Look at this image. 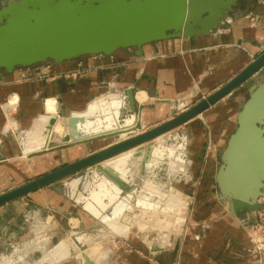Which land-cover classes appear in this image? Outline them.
Here are the masks:
<instances>
[{
  "label": "crops",
  "instance_id": "obj_1",
  "mask_svg": "<svg viewBox=\"0 0 264 264\" xmlns=\"http://www.w3.org/2000/svg\"><path fill=\"white\" fill-rule=\"evenodd\" d=\"M241 2L243 10L227 18L214 35L155 43L143 48L141 58H135L132 50L129 54L118 51L111 57H82L58 65L20 68L11 74H3L0 77V157L20 155L19 147L11 134L31 130L36 121L46 114L45 106L49 100L57 107L58 98L61 113L66 117L71 112L80 113L89 103L108 92L111 97L107 101L110 102L119 101V97L133 91L137 109L143 108L140 115L138 110L134 111L138 115L132 128L134 129L139 122L152 123L153 120L162 119L166 114L174 112V102L192 93L205 98L217 91L264 51L261 50L264 44V2ZM45 66H49L50 79L35 80V74ZM238 90L183 126L181 131L184 136L175 140L170 149L162 148L161 153L144 160L149 166L159 163L161 159L167 166L177 165L179 172L191 178L192 182L188 183L199 186L186 229L183 225L164 244H153L151 248L132 240L129 243L132 249H124L125 256L119 255L122 253L120 249L113 256V264H264L251 259L247 252L251 243L246 232V217L241 220L230 215L217 201L214 185L219 155L235 129L236 114L245 99L244 92L237 93ZM141 95L145 97L143 102L137 100ZM170 102L172 104L169 106ZM123 113L126 117L130 114L127 106ZM206 131L209 135L205 134ZM207 137L211 143L210 148L207 147ZM128 138H120L119 141ZM82 149L81 146L72 153L81 154ZM131 152L121 154L114 160ZM187 160L191 167L189 165L186 168ZM113 174L128 182L129 172L125 166H121ZM106 180L109 183L95 182L97 186L94 189L90 187L87 195L79 198L84 207L89 205L95 208L100 213L99 217L112 202L116 205L123 199L121 189ZM75 193H79L78 189ZM47 194L45 191L39 197L41 205L38 206V212L56 213L63 207L60 205L65 204L67 207L64 210L71 209L69 201L62 199L65 204H58L59 199L54 201ZM136 205H132L130 200L123 210L125 214L118 215L113 221L119 218L118 222H122L123 217L132 215L131 220L142 228L134 220V215L137 209L143 208ZM26 213L30 216L29 223L38 228L37 225H41L39 214ZM71 220L73 219H69ZM1 227L2 225L0 241H7L14 232H20L11 227V221ZM70 241L69 238V243ZM73 245L74 243L69 245V252L74 250ZM0 246H4V243H0ZM140 254H144L147 259L144 261Z\"/></svg>",
  "mask_w": 264,
  "mask_h": 264
},
{
  "label": "water",
  "instance_id": "obj_2",
  "mask_svg": "<svg viewBox=\"0 0 264 264\" xmlns=\"http://www.w3.org/2000/svg\"><path fill=\"white\" fill-rule=\"evenodd\" d=\"M239 4L240 0L1 1L0 77L20 68H33L45 64L58 65L89 56L111 57L118 51L129 54L132 50L135 58H141L143 48L155 43L210 37L227 18L235 14ZM237 89L245 91L247 96L236 114L235 129L220 153L219 164L214 174V184L217 191L216 198L220 205L225 207L233 217L243 220L245 216L253 214L260 208L258 200L264 198V51L233 79L195 105L191 106L194 100L174 102L176 110L190 107L164 123L159 124L161 119L153 120L148 124L139 122L128 134L130 137L126 140L103 148L99 147L85 155L82 151L81 155L70 163L7 187L0 192V207L87 171L92 178H95V175H105L123 192V199L95 220L103 223L107 219H115L123 214L125 204L129 203L127 199L133 197L137 186L121 182L108 168L104 167L103 163L151 142H155L152 149H162L168 134L176 131L172 140L177 139L181 134L177 130L200 117ZM98 99L107 101L103 97ZM118 100L121 102L119 116L122 115L126 106L130 112L127 118L140 115L143 108L137 109L133 91H128ZM56 102L58 104L56 117L48 121L45 132L50 131L60 118L58 116L62 112L60 100L57 98ZM91 103L81 112L86 111ZM168 104L170 106L172 102ZM136 110L139 111L138 115L134 114ZM119 116L116 122L121 125ZM94 118L93 120H103L105 115L97 112ZM125 119L122 120V124ZM61 120L66 133L62 139L51 141L47 149L24 150L22 143L30 130L19 133L17 140L20 154L29 158L53 152L70 151L73 154L71 150L79 145L86 147L87 144H93L94 146L95 143L116 137L120 140L121 135L117 131H105L95 135L88 133L77 138V127L84 126L86 122L93 120L76 117L74 113ZM153 123L155 127L144 131ZM136 132L138 134L134 135ZM160 137L162 138L157 142L156 140ZM152 149L147 148L144 152L142 155L144 160ZM134 156L140 157L141 153H132L130 162ZM143 166L149 165L144 162ZM75 181L77 184L73 186ZM75 181L53 188L64 201H69L71 204L70 210H64L65 206L62 205L63 207L56 213H49V216L58 218H60L59 212L62 213L61 221L65 229H68V219L83 220V216L87 214L82 203L77 199L87 195L90 183L87 179H83L82 183L80 180ZM80 184V192L76 194L75 190L79 189ZM76 206L80 210L76 209ZM19 218L27 223L30 221L27 213L19 215ZM29 227L33 233L35 227L31 223ZM84 228L85 224L81 222L79 229ZM75 234L71 233L70 244L74 243V250L81 252L83 264H94L84 255L85 247H79ZM52 249L48 250L39 262ZM73 257H75L74 253L70 254L69 258Z\"/></svg>",
  "mask_w": 264,
  "mask_h": 264
},
{
  "label": "rangeland",
  "instance_id": "obj_3",
  "mask_svg": "<svg viewBox=\"0 0 264 264\" xmlns=\"http://www.w3.org/2000/svg\"><path fill=\"white\" fill-rule=\"evenodd\" d=\"M1 1H6V0H0V2ZM34 79L48 80L50 79V76L46 75L44 77L41 78L37 77ZM108 93L102 95L101 97H103V99L105 98L109 99L111 97V94ZM237 93H243L244 98H246L247 96L245 91H242L240 89L238 90ZM116 98H118V96H116ZM203 98L204 97L202 95H197L192 93L189 96H186L176 102H179L181 100L183 101L194 100L193 103H191V106H193L199 101H201ZM126 104L127 103H125V105ZM45 107H46V114L40 117L38 122L43 117H47L49 119L56 117V109L52 100L47 101ZM189 107L179 110L175 109L174 112L170 114H166L164 118H162L159 121V124L164 123L165 121L179 115ZM174 108L176 107L174 106ZM58 116L60 118L67 117L62 115V113ZM126 116L127 115H124V113L122 112V115L119 116V121L121 122L120 124H122L123 119L127 118ZM60 118L57 119V122L50 130L49 138L55 133H60V134L64 133L63 124ZM35 126L30 131H32L35 128ZM155 126H156L155 124L149 125L144 129V131H147ZM177 131L181 132L178 138L182 139L184 135L182 134L181 129ZM174 133H176V131L166 136V140L163 142L164 150L170 149L169 147L171 146V144L178 139L177 138L175 140H172L173 139L172 136ZM137 134L138 132H136L134 135ZM205 134L209 135L207 131L205 132ZM11 135L14 137L18 145L19 142L17 140L18 133L16 134L14 133ZM118 141L119 138L116 137L114 139H106L104 141H100V143L98 144H95L98 146H93V144H87L86 147L82 146L84 148V150H82L83 151L82 154L85 155L87 153L92 152L95 148L97 149V147L103 148L104 146H107L112 143H116ZM156 141H158V139ZM207 141H208L207 147L210 148L211 143H209V137H207ZM154 143L155 142L148 143L134 150L133 153L140 152L141 156L140 157L134 156L131 162L128 161L129 164L126 167L128 168V172H129V175L127 176V181H128L127 183L128 185L136 184L137 189L133 197L127 200H131V204L134 205L136 204V200L138 199V197L142 193H144L150 196L149 200L144 199L146 201L157 202L159 200H163V202H166L168 195L179 194L180 196L179 200L181 203V206L179 207L183 210L181 211L180 215L177 213L176 210H174L173 212L171 210L170 211L166 210L168 215V217L166 218L161 215L154 214L152 212L151 213L147 212L146 214L145 210H143L144 209L143 207V209L140 208L135 211V217L137 218V220L141 219L143 221L149 222L150 226L148 228L138 227L135 221L131 220L132 215H127L126 216L127 218L124 219L125 220L124 222H126L129 225V229H127L128 230L126 231L127 233L125 232L126 234H121V231L119 233L115 230V226H113L114 227L113 228L111 226H108L106 222L102 223L98 220H95L96 217L89 211L88 212L95 217L94 219L88 214L83 216L84 218L83 220L70 218L73 220L69 221L68 219L67 221L68 229H65L63 227L61 221L63 217L62 213L59 212L60 218H58V217H53L52 215L49 216V214H47V212L45 211L38 212V208H39L38 206L41 205L38 202L39 197H42L45 191L48 193L47 195L51 196L54 201H57L59 199L60 202L58 204H61L63 203L62 202L63 198L58 193H54L55 192L53 190L54 187L56 186L62 187L64 183L66 184L72 183L75 180H80V183H82L83 179H87V181L91 183V181L93 180L92 175L88 174L87 171H83L75 176H71L70 178L63 180L59 184L40 190L34 194H31L29 197L28 196L24 197L6 206L0 207V226L2 225L3 227L4 225H6L8 221H11V227L13 229H17V230L19 229L20 231L19 233L14 232L7 241H0L1 245L4 243V246H0V250L2 249V251H0V264H36L41 260L43 255L48 250L53 248L59 241L63 239H69L72 232L76 233L75 235L77 236H81V238L83 239L82 241L83 244L87 246V248H85V252L87 249L88 251L95 252L94 254H96L100 264H113L114 262L113 256L116 253H118V251L122 250L121 251L122 253L120 252L121 254L119 255L125 256L126 254H123L124 249H127L125 251H130L132 249V245L129 244L130 241L132 240L138 241L139 243H141L142 246H149V248H151L152 247L151 245L153 244L155 245L164 244L168 239V237L175 234L176 231L180 230L183 225L184 228L186 229L191 218L192 206L195 197L199 191L198 190L199 186H197V184H195V186H192V183H188V181L192 182L191 178H189L188 176H184L181 171L179 172L180 169L178 168L177 165L169 164V166H167V164L162 163L163 161L162 159L159 163L154 164L153 165L154 167L152 166L144 167L143 166L144 159L142 155H144V152L147 150V148L152 149ZM80 147L81 146H78L76 148H80ZM186 148L187 147L185 145L184 149ZM72 151H74V148L71 150V152ZM80 155L81 154L75 156L74 154H71L70 151L69 152L64 151V152H53L51 154L30 157V158L24 157L22 154L15 157H2V158L0 157V192L4 191L7 187L11 185L18 183L19 181H24L28 178H34L38 175L47 173L53 169L63 166L64 164L70 163L73 160L77 159ZM189 165L191 167L190 161L186 163V168ZM139 166L141 168H139ZM142 173H144V175H142ZM78 187H79L78 192H80L81 184ZM122 196L124 197V194H122ZM150 202L148 203L146 202V204H149ZM261 204H264V199H261ZM76 209L80 210V208L77 206ZM26 212H29L31 214L33 213L39 214V218H40L39 222L41 225H37L40 228L35 227L36 229H33V233L31 232L29 223L20 220L19 218V215L26 214ZM155 220L156 221L158 220V222H156ZM78 222L79 224L83 222L85 224V228L79 229ZM113 224H117V222H114ZM7 229L8 228H6V230ZM161 231H165V232H161ZM73 253L78 257V259L75 256L73 258L61 260L57 264H80L79 256L81 255H79L78 254L79 252L76 251ZM151 253L152 251L149 253V255H151ZM140 256H143L144 261L147 259L144 254H140ZM127 262H129V260H127Z\"/></svg>",
  "mask_w": 264,
  "mask_h": 264
},
{
  "label": "bare ground",
  "instance_id": "obj_4",
  "mask_svg": "<svg viewBox=\"0 0 264 264\" xmlns=\"http://www.w3.org/2000/svg\"><path fill=\"white\" fill-rule=\"evenodd\" d=\"M137 100L139 102H143L145 100V97L143 95H141L140 97L137 98ZM174 106L176 107L175 103H174ZM55 109H57V107H55ZM120 110H121V102L120 101H116V100L114 101L113 100V101L108 102V101H102L101 99H98L97 101L91 103L89 108L86 111H84L83 113L82 112H80V113L71 112V113H74L76 117L79 116V117H82L84 119H89V120L90 119H92V120L95 119L94 115H97V112L105 115V118L103 120L102 119L93 120L92 122H86L84 126H82V125L78 126L77 129H76L78 135H76V137L77 138H81V135H87L88 133H91L90 135H95L97 133H101V132H105V131H107V132H109V131H117L121 135L120 136L121 139H124L125 137H130V136H128V134L132 130L135 129V127H134V129H132V128H133L135 122L137 121L136 120L137 118L136 117H129V118L124 120L123 124L118 125V123L116 122V118L119 116ZM49 120H50L49 118H42L39 122L38 121L36 122L38 124L35 123L36 124V126L34 125L35 128L32 131H29L27 133V136H26L25 140L22 143V146H23L24 150L30 151V150H39V149H45V148L47 149V147L49 146L51 141H56V140L58 141L59 139H62V137L66 133L65 132V128H64V133L63 134L62 133L61 134L60 133H55L54 135L50 136V138H49L50 131L45 132V128L47 127V124H48ZM112 120H114V121H112ZM58 135H60V136H58ZM161 138L162 137H160V139ZM160 139L158 138V141ZM95 144H98V143H95ZM95 144H94V146H98V145H95ZM79 146H82V145H79ZM76 147H78V146H76ZM76 147H74V149ZM97 148H99V147H97ZM128 152H131V151H128ZM132 153L133 152L128 153L127 155H125L123 157H119L118 159H115L114 161H110V160H112V159H110V160H108V161L103 163L105 165L104 167L108 168V170L112 173V175H114L113 174L114 171H117L121 166L124 167L128 163V161L132 158L131 157ZM157 153H161V149L159 150V149L154 148V149H152L149 152L148 157H152L153 158V156L156 155ZM147 160H149V158H147ZM102 175H103V173H102ZM114 176H116V175H114ZM94 177L95 178H93V180L90 183V187L93 188V189L97 186L95 182L98 183V182L103 181L104 183H109L106 180V179H108V177H106L105 175H103V176L95 175ZM104 178H106V179H104ZM122 179L119 178V180L124 183L125 181H123L124 179L123 180ZM108 180H110V179H108ZM112 183H114V182H112ZM75 184H77V181H75L73 183V186ZM114 184L116 186H118L116 183H114ZM148 197H150V196H148ZM148 197H147L146 194L142 193L141 196L138 197V201L136 200V204H137L136 206L137 207L138 206L139 207L142 206V208L144 207V209L151 210L148 213L152 212L154 214L161 215V216H163L165 218L168 217L167 211L171 210L173 212L174 210H176L179 215L181 214V211H183L179 207V206H181V203H180V200H179L180 199L179 198L180 197L179 194H176V195L170 194V196L167 199V203H164L163 200H159L157 202H150L149 204H146V202L148 203L149 201H146L144 199H148L149 200ZM79 198L80 197H78V199H77L78 201H79ZM128 201H130V200H128ZM113 203L114 202H112L109 206H107L105 208L104 212L108 208H110L112 206L114 207ZM125 206H126V204H125ZM84 208H85L84 209L85 211L87 210L86 211L87 213L91 212L95 217L99 218L100 213L95 208L93 209L89 205H86V207H84ZM91 213H89V214L91 215ZM146 214H147V212H146ZM93 215H91V216L94 217ZM95 219H97V218H95ZM124 219H125V217L122 218V222H118L119 218L117 220H115V221H113V219H107L103 223L106 222V224L108 226H111V227L115 226V230L117 232L120 233V231H121V234H126L127 233L126 231H128L127 229H129V227H127V226H129V225L126 222H124L125 221ZM148 219H149V217H148ZM134 220H136V222L139 225L143 226V227H147L148 228L150 226L149 222L143 221L141 219L137 220L135 215H134ZM116 221H117V224H113ZM156 222H158V220ZM117 225H118V227H117ZM122 230H123V232H122ZM75 239H76L78 245L87 248V246H85V244H83V242H82L83 239L82 238L77 237ZM69 245H70L69 239L61 240L55 247H53V249L48 254L45 255V257L43 258V260L41 262H38L36 264H56V263H58L61 260L68 259L70 254H72L75 251L79 252L78 254L81 255V252L79 250H72L71 252H69ZM94 253L95 252L88 251V249H87L84 255H86L89 258V260L92 261L94 264H100L96 254H94ZM76 258L78 259L77 256H76ZM99 260H100V257H99ZM102 261H103V258H102ZM79 263L83 264V259H82L81 256H79Z\"/></svg>",
  "mask_w": 264,
  "mask_h": 264
},
{
  "label": "built area",
  "instance_id": "obj_5",
  "mask_svg": "<svg viewBox=\"0 0 264 264\" xmlns=\"http://www.w3.org/2000/svg\"><path fill=\"white\" fill-rule=\"evenodd\" d=\"M261 1L264 2V0ZM261 50H264V44L262 45ZM49 74V66H45L35 74V78H41ZM258 205L260 208L246 217V222L248 223L246 232L251 243L247 252L251 259L262 263L264 262V204H261V199L258 200Z\"/></svg>",
  "mask_w": 264,
  "mask_h": 264
},
{
  "label": "flooded vegetation",
  "instance_id": "obj_6",
  "mask_svg": "<svg viewBox=\"0 0 264 264\" xmlns=\"http://www.w3.org/2000/svg\"><path fill=\"white\" fill-rule=\"evenodd\" d=\"M242 0H240V4H239V6H238V8L236 9V12L235 13H237V12H239V11H241V10H243V3L241 2ZM253 0H247V2L246 3H251ZM249 3V4H250Z\"/></svg>",
  "mask_w": 264,
  "mask_h": 264
}]
</instances>
